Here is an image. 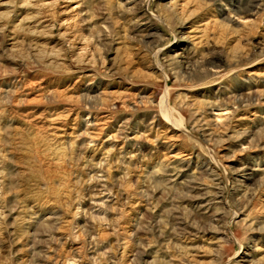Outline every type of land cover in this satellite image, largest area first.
Here are the masks:
<instances>
[{"label": "rangeland", "instance_id": "obj_1", "mask_svg": "<svg viewBox=\"0 0 264 264\" xmlns=\"http://www.w3.org/2000/svg\"><path fill=\"white\" fill-rule=\"evenodd\" d=\"M0 264H264V0H0Z\"/></svg>", "mask_w": 264, "mask_h": 264}, {"label": "bare ground", "instance_id": "obj_2", "mask_svg": "<svg viewBox=\"0 0 264 264\" xmlns=\"http://www.w3.org/2000/svg\"><path fill=\"white\" fill-rule=\"evenodd\" d=\"M144 23V22H142ZM191 35V34H190ZM183 155V154H182ZM173 157H175V159H178V160H182V157L180 158L179 156L177 155H173ZM185 161V160H184ZM170 165V164H169ZM180 168V167H179ZM259 169V168H258ZM185 170V169H184ZM250 168L247 166V165H242L241 167L238 168L237 170V173L241 176V177H247V178H250ZM252 170H257V168H252ZM175 176V174H174ZM209 208H210V205L207 203H204V202H200L197 206V210L202 214V215H205L206 213H209ZM211 210V209H210Z\"/></svg>", "mask_w": 264, "mask_h": 264}]
</instances>
